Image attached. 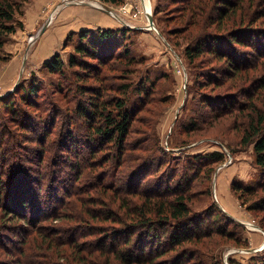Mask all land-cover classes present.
I'll return each instance as SVG.
<instances>
[{"label": "trees", "instance_id": "1", "mask_svg": "<svg viewBox=\"0 0 264 264\" xmlns=\"http://www.w3.org/2000/svg\"><path fill=\"white\" fill-rule=\"evenodd\" d=\"M100 1L116 4L118 0ZM213 2L184 0L181 14H185L187 23L192 21L194 29L199 26L196 33L200 35L192 41L193 46L186 49V60L192 64L208 53L227 65L222 78L209 77L212 75L207 73L198 75L201 79L197 78L196 83L202 87H221L226 81L234 80L232 89L243 90L237 94L243 98L242 101L229 100L226 103L229 110L216 101L211 117L221 119L229 113L234 115L235 112L251 110L242 131V141L253 145L255 163L264 169V115L258 106V99L264 92V74L254 72L264 60V28L252 23L264 18V10L260 17L254 18L255 12L252 16L247 15L245 8L241 13L240 5L246 4V0H223V4L215 3L212 7ZM15 11L8 1L0 3V46L2 36L12 34L16 29L13 25ZM237 13L242 15L240 22L236 21L237 18L230 22ZM203 20L204 25L201 23ZM245 20L251 21L244 25ZM209 24L214 27L208 29ZM200 25L207 27L200 30ZM245 26L249 30L243 29ZM247 33L248 38L245 36ZM78 37L79 45L74 49L77 56L70 57L67 64L68 70L76 66L80 71L78 74L76 70L63 73L64 61L58 55L44 63L49 70L61 72L67 83L66 89L63 90L60 83L53 92L68 95L78 87L79 94L71 110H63L60 101H55L49 90L42 93L35 82L21 96H15L18 86L0 97V253L11 258L0 261V264H30L25 256L26 250L29 257L42 259L39 264H202L193 262L198 252L187 249L186 245L197 244L202 241V236L210 237L217 232L199 229V219L191 214L185 192L192 175L187 176V169L181 175L173 172L180 179L175 186L155 178L156 183L144 185L141 190L138 187L142 186V181L137 173L133 171L125 179L123 174L117 173L120 154L127 148L135 117L149 98L140 99L135 110L130 112V98L117 94L103 96L105 89H113L111 86L101 84L95 94H91L87 87L78 84L84 74L90 76L86 64L89 59L96 62V65H90L97 68L92 77L100 81L106 79L101 76L103 66L107 60L120 55V50L116 51L121 47L118 36L110 30H103L92 35L82 32ZM241 44L255 51L256 60L251 64L235 54L236 46ZM68 76L74 78L69 81ZM135 92L140 95L142 89ZM84 93H89L91 97L88 98L91 99L86 101L88 98ZM230 95L233 97L234 94ZM186 128L184 131L187 133L200 129L197 122ZM225 156L217 152L210 156H196L194 176L199 175L202 168L222 162ZM101 158L102 164L94 165V161ZM107 162L110 164L108 172L112 171V174L108 173L112 183L104 180L108 177L106 172L92 177L98 173L97 168H103ZM87 168L91 171L86 175ZM215 168L211 169V175ZM77 171V176L73 177ZM93 188L97 194L100 193L99 196H91ZM254 195L252 190L250 196ZM212 206L227 224L237 223L214 203ZM40 214L44 216L40 217ZM22 220L31 227L23 228L15 223H22ZM44 222L48 224L44 225ZM79 223L86 227H78ZM20 228L22 247L10 251L7 245L15 243L9 232H20ZM72 228L75 230L71 238L62 241L56 236L58 232ZM197 236L200 237L196 241ZM89 238L93 240H83ZM198 249L200 252V246ZM32 263L36 264L34 260Z\"/></svg>", "mask_w": 264, "mask_h": 264}, {"label": "rangeland", "instance_id": "2", "mask_svg": "<svg viewBox=\"0 0 264 264\" xmlns=\"http://www.w3.org/2000/svg\"><path fill=\"white\" fill-rule=\"evenodd\" d=\"M6 1L11 3V7L16 10L13 20L16 29L14 33L2 36L0 97L11 93L18 86L15 96H21L26 88L35 82L42 93L43 90H49L55 101L56 99L60 101L63 110H71L76 102L78 87L71 90L68 95L53 92L60 83L64 87L63 90L66 89L67 83L65 77L60 75L61 72L51 71L44 67L45 61L58 55L64 61L63 73L76 70L78 74L80 71L76 66L73 70L70 68L68 70L67 65L70 57L77 56L74 49L79 45L78 34L89 32L92 35L103 30L114 32L121 44V47L116 49V51L120 50V55L107 60L106 65L103 66L101 76L106 79L100 81L92 77L97 71L96 62L89 59L86 64L89 66L90 76L87 77L84 74L77 83L87 87L91 94H95L94 91L101 87V84L106 87L111 86L113 89H105L102 92L103 96L109 97L117 94V96L130 98L128 105L130 112L135 110L140 99L149 98L143 110L135 117L134 128L126 142L127 148L120 154L121 162L119 161L117 165V173L123 174L124 179L133 171L137 173L138 179L142 181V186L138 185L141 190L145 188L144 185L147 186L151 182L156 183L155 178L165 184L169 181L175 186L177 180L180 179L174 176L173 172L181 175L183 170L187 169V176L192 175L190 186L185 192L188 196L191 214L195 219H199L201 223L199 229L202 228L206 232L215 230L217 232V234L212 233L210 237L202 236V241L200 240L197 244L186 245L187 249L198 252L193 262L264 264V208L261 207L264 205V169H260L255 163L253 145H247L242 141L244 136L242 131L248 122L247 117L251 110L242 113L235 112L234 115L229 113L221 119L211 117L216 101L223 104L225 110H229L226 103L229 100L242 101L243 98L237 94L243 90H237L234 87L232 89L234 80L226 81L221 87L213 85L202 87L196 83L197 78L201 79L198 75L207 73L212 75L209 77L222 78L223 70L227 65L208 53L195 59L192 64L186 60V49L193 46L192 41L200 35L196 33L199 26L194 29L195 27L191 26L192 21L189 20L187 23L185 14H181L184 0H149L156 29L143 28L147 25L148 18L139 0H118L116 4L100 0H0V3ZM92 3H98L101 8L95 7ZM215 3L221 5L223 0H214L211 6H215ZM245 3L240 5L241 13L245 8L247 15L252 16L251 14L255 12L254 18L263 14L264 0H246ZM104 9L110 11L111 14ZM66 14H69L68 19L70 20L78 18L87 22L88 19H94L96 22L95 25H88L79 31L63 32V37H61L59 35L63 30L61 21L66 20L63 18ZM241 16L237 13V16H233L230 22L233 23L236 18V21L240 22ZM245 21L247 22L244 25H247L246 23H250L251 20ZM46 23L48 24L44 27ZM201 23L204 25L205 20ZM252 23L264 28V18L252 21ZM206 27L200 25V30L201 28L205 30ZM213 27L214 25L209 24L208 29ZM243 29L249 30L248 26ZM233 34L234 32L232 36ZM245 36L248 38L249 33ZM49 37L57 40L58 43L50 49L47 59L43 61L44 57L41 58L42 62L36 66L32 59L35 49L40 41L44 38L48 40ZM246 37H243V40L246 41ZM235 54L240 59L248 61L247 64L256 60L255 51L244 44L236 46ZM24 58L26 59L23 63ZM262 61L254 71L255 74H264V60ZM91 63L95 65L90 66ZM70 77L68 76L69 81L74 78V76ZM117 88L120 90L118 91ZM137 88L142 89L140 95L135 92L139 90ZM230 94H234L233 97H230ZM88 96H90L89 93H84L85 98ZM260 96L258 106L264 115V92ZM45 97L44 99H47ZM90 97L86 101L90 100ZM208 103L212 106H208ZM140 121L144 124L141 125ZM196 122L199 130L194 133L184 131L187 129L186 126H193ZM216 152L224 153L226 155L224 160L202 168L203 171L201 170L199 175L194 176V168L197 166L196 156H210ZM102 160L103 158L96 159L94 165L98 166ZM109 165L107 162L102 166L103 168H97L98 173H94L92 177L96 178L99 173L101 175L105 172L107 176L110 172L112 174V171L108 172ZM213 167L216 168L211 175ZM85 171L87 175L91 170L87 168ZM77 174L78 171L73 177ZM104 180L106 183H112L109 176ZM152 189L153 187L150 188ZM252 190L255 192L254 196H250ZM91 192H93L91 196L100 195L95 192L94 188ZM213 203L221 211L227 212V215L235 219L237 223L227 224L220 213L213 208ZM94 207L97 206L94 204ZM41 216L44 215L40 214ZM15 223L22 225L23 228L31 227L23 220L22 223ZM47 224L44 222V225ZM79 226L86 227L82 223H79ZM73 230L75 229L58 232L56 236L65 241L71 238ZM9 234H12V241L15 244L14 246L8 244L7 248L14 251L22 245L21 241L19 242L23 235L22 229L20 228V232L10 231ZM198 237L200 236H197L196 241L199 240ZM83 240L91 241L93 238ZM27 252L29 251L26 250L25 256L30 264L32 260L36 264L42 263V259L29 257ZM0 254V261L11 259L5 257V254ZM166 262L164 260L162 263Z\"/></svg>", "mask_w": 264, "mask_h": 264}, {"label": "crops", "instance_id": "3", "mask_svg": "<svg viewBox=\"0 0 264 264\" xmlns=\"http://www.w3.org/2000/svg\"><path fill=\"white\" fill-rule=\"evenodd\" d=\"M70 7H72V6H70ZM64 16H67V17H64ZM64 16H63V18L66 20H64L65 22L61 21L62 22L61 23V27H62L61 29H63L59 33V35L61 37H63V32L64 33H71V32H75V31H79L80 29H84L85 27H88V25H91V26L95 25V22H96V20H94V19H92V20L88 19L87 22L83 19H78V18H76L75 20L74 19L70 20V19H68L69 14H66ZM57 43H58L57 40H55V39L52 40L50 37L48 40H46L44 38L42 41H40L39 46H37L35 49V55H33V58H32L36 64V66H38L42 62V61H40L41 58L44 57L43 58L44 60L42 59L43 61H45L47 59V55L51 51L50 49L53 48V46Z\"/></svg>", "mask_w": 264, "mask_h": 264}, {"label": "water", "instance_id": "4", "mask_svg": "<svg viewBox=\"0 0 264 264\" xmlns=\"http://www.w3.org/2000/svg\"><path fill=\"white\" fill-rule=\"evenodd\" d=\"M104 10H105V9H104ZM105 11H106L107 13L111 14L110 11H108V10H105ZM145 15H146V18H148V23H147V25H146L145 27H143V28H144V29H147V28H153V29H156V28H155V24H154V19L152 18V14H151L150 9H149V11H147V12L145 13ZM47 24H48V23H46V24L44 25V27H46ZM158 33H159V32H158ZM159 35H161V33H159ZM25 59H26V58L23 59V63L25 62Z\"/></svg>", "mask_w": 264, "mask_h": 264}, {"label": "bare ground", "instance_id": "5", "mask_svg": "<svg viewBox=\"0 0 264 264\" xmlns=\"http://www.w3.org/2000/svg\"><path fill=\"white\" fill-rule=\"evenodd\" d=\"M140 3L142 4L143 6V10L145 11V13L147 11H149L150 9V3H149V0H139ZM92 5H94L95 7L97 8H101V5H99L98 3H92ZM51 17V16H50Z\"/></svg>", "mask_w": 264, "mask_h": 264}]
</instances>
